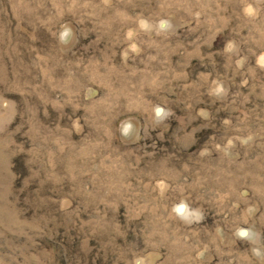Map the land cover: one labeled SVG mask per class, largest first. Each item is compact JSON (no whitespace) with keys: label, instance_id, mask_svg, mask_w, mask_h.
<instances>
[{"label":"rangeland","instance_id":"374dc122","mask_svg":"<svg viewBox=\"0 0 264 264\" xmlns=\"http://www.w3.org/2000/svg\"><path fill=\"white\" fill-rule=\"evenodd\" d=\"M0 264H264V0H0Z\"/></svg>","mask_w":264,"mask_h":264},{"label":"water","instance_id":"95a60500","mask_svg":"<svg viewBox=\"0 0 264 264\" xmlns=\"http://www.w3.org/2000/svg\"><path fill=\"white\" fill-rule=\"evenodd\" d=\"M160 111H161L160 109H157V111H156L157 114H159ZM183 208H184L183 205H179V206L177 207V212H178V213H181V212L183 211ZM241 235H245V231H241Z\"/></svg>","mask_w":264,"mask_h":264}]
</instances>
